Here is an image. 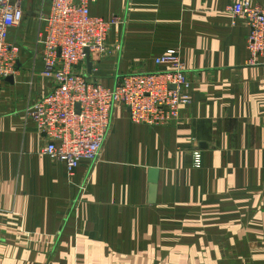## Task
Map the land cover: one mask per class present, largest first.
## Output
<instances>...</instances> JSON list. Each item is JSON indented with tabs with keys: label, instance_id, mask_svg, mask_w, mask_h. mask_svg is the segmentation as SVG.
<instances>
[{
	"label": "crops",
	"instance_id": "obj_1",
	"mask_svg": "<svg viewBox=\"0 0 264 264\" xmlns=\"http://www.w3.org/2000/svg\"><path fill=\"white\" fill-rule=\"evenodd\" d=\"M236 1L91 0L92 15L119 21L109 53L89 55L90 77L112 87L173 69L153 59L176 49L191 98L161 125L116 105L99 158L71 177L24 118L52 82L32 51L19 54L0 89V264H264V62H250Z\"/></svg>",
	"mask_w": 264,
	"mask_h": 264
},
{
	"label": "built area",
	"instance_id": "obj_2",
	"mask_svg": "<svg viewBox=\"0 0 264 264\" xmlns=\"http://www.w3.org/2000/svg\"><path fill=\"white\" fill-rule=\"evenodd\" d=\"M27 2L0 0V89L3 80L17 72L20 47L10 33L20 27ZM90 2L39 0L35 13L32 52L43 63L41 75L51 80L52 87L27 103L24 118L34 122L38 133L47 139L42 152L64 162L69 177L80 159L95 162L99 158L116 105L124 106L134 123L161 125L178 119L180 107L191 98L183 90L188 84L176 49L153 59L156 65H172L173 69L120 75L112 87L90 77L86 49L109 53L108 32L119 21L117 17L105 20L92 15ZM227 9L243 18L249 29L246 48L250 62L257 56L264 62V4L239 0ZM193 164L201 166L197 150L193 152Z\"/></svg>",
	"mask_w": 264,
	"mask_h": 264
},
{
	"label": "rangeland",
	"instance_id": "obj_3",
	"mask_svg": "<svg viewBox=\"0 0 264 264\" xmlns=\"http://www.w3.org/2000/svg\"><path fill=\"white\" fill-rule=\"evenodd\" d=\"M35 12L36 10H34L33 6L30 5L29 7H26L25 9V13H24V18L23 21L20 25L19 28L14 29L13 33L11 34L13 39H16V41L18 42L19 45V49H20V54L21 53H29L30 51H32L33 48V39H34V33H35V29L37 27V22L35 19ZM94 55H93V54ZM90 53V56L93 55H97L99 56H105V52L102 53H98V52H92Z\"/></svg>",
	"mask_w": 264,
	"mask_h": 264
},
{
	"label": "water",
	"instance_id": "obj_4",
	"mask_svg": "<svg viewBox=\"0 0 264 264\" xmlns=\"http://www.w3.org/2000/svg\"><path fill=\"white\" fill-rule=\"evenodd\" d=\"M86 54H87V58H86V65H87V72L90 73L92 70V61L90 60V52L88 49H86ZM10 77V76H9ZM170 87H174L173 85H171ZM148 181L150 183L149 185V202L152 203L154 202V198H155V192H156V183H157V179H158V169L156 168H149L148 169Z\"/></svg>",
	"mask_w": 264,
	"mask_h": 264
}]
</instances>
